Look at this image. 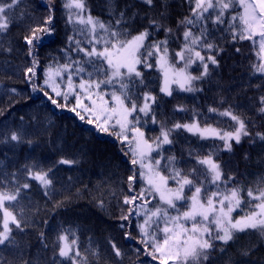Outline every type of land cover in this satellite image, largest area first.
I'll list each match as a JSON object with an SVG mask.
<instances>
[{
  "label": "trees",
  "instance_id": "16d2710c",
  "mask_svg": "<svg viewBox=\"0 0 264 264\" xmlns=\"http://www.w3.org/2000/svg\"><path fill=\"white\" fill-rule=\"evenodd\" d=\"M65 2L20 0L8 13L11 21L9 28L0 33V180L9 181L0 183V190L14 191L15 187L26 182L31 185L29 189L21 190L16 201L5 203L21 221V228L11 225L15 244L0 245V261L5 264H23L24 261L30 264H72L69 258L58 254V237L65 234L69 242L75 241L74 248L79 250L81 257H87L88 264H159L146 254L151 247L143 251L145 246L140 243L141 233L137 225L143 223L142 214L139 217L133 215L127 221L121 220L130 207L124 205L123 199L125 195H130L128 177L133 175L134 170L128 143L118 137L116 128L102 131L88 123L93 116L83 108H77L76 93H79L84 106L90 107L91 103L80 89L75 87V93L65 100L44 85L45 70L49 66L55 68L58 64H72L73 61L86 59L84 53L74 49L77 47L75 41L81 42L80 38L83 40L80 47L88 48L84 44L88 31L84 25L67 21L69 11L63 6ZM49 5L54 15L55 33L36 50L35 55L40 63L30 82L26 69L32 66V57L28 55L29 48L24 37L49 14ZM85 5V11L94 18L106 25L111 24L118 31L127 29L131 35L148 27L150 19L161 21L173 29L172 34L166 35L162 29L149 28L152 35L147 42L167 38L172 51L179 49L183 42L184 28L177 26L178 21L189 16L192 7L189 0H154V7L142 0H85ZM121 12L125 13L124 20L121 25H116ZM162 12L165 13L163 18L160 16ZM225 21V24L216 27L209 25L218 46L210 54L215 56L218 65L209 64V75L194 82L198 91L185 92L172 88V95L168 96L160 91L161 76L155 67V58L149 60L152 68L138 67L147 87L139 84L140 78H135L131 88L132 99L139 106L143 93L150 92L156 97V102L148 116L137 112L131 120L139 116L141 120L138 126L146 137L155 138L160 134L161 122L170 128L177 122L192 120L195 114H198L196 118L200 124L214 125L224 130H231L236 122L230 117L221 116L220 112L230 110L243 119L249 135L243 136L240 143L233 142L231 150L225 149L220 140L201 139L179 129L172 133L173 144L164 145L163 155H175L181 161L178 167L187 173L191 168L202 170L204 167L196 165L195 157L189 156V150L201 157L212 154L221 166L224 179L233 178L226 186L220 185V190L223 191L225 187L244 189L242 206L245 205V213L251 211L256 203H247L251 199L246 195L247 189H253L254 193L258 189L264 190V141L256 135L264 133V114L259 112V97L264 96V73L256 72L253 68L259 61L252 42L238 38L233 40L228 30L230 20L225 18ZM193 31L197 32L198 26L193 27ZM70 36L74 38L72 42L68 40ZM81 66L89 72L93 70L91 65ZM75 67L73 65L69 69L73 73L74 86L81 76L88 79L86 73L75 75ZM96 67L101 65L97 62ZM193 68V75L199 76L198 68ZM64 75L68 76V73ZM103 78V75L93 77ZM33 83L41 86L43 91H33ZM110 86L115 90L120 88L119 82ZM59 90L67 91V82ZM44 92H48L60 106L52 104ZM177 106H183L185 111L175 110ZM209 108L217 111L209 112ZM153 114L156 123L152 121ZM97 123L100 124L99 121ZM13 131L22 135L20 142L5 141V136H10ZM153 156L160 158L155 153ZM61 158L77 163L60 164L58 161ZM165 163L161 161L162 165ZM26 164L52 169L49 176L53 184L49 189L27 178L23 168ZM136 170L139 171L138 166ZM160 170L168 175L163 167ZM12 173H17L18 184L10 182ZM170 184L173 185V182ZM206 186L209 192L217 190L215 185ZM133 187L139 192L141 188H146V184L137 175ZM148 199V207L159 206L157 198L149 196ZM178 207L181 211L185 205L178 203ZM237 214L242 212L237 211ZM1 217L0 211V230ZM150 231L157 232V229L152 227ZM126 233L132 239L126 238ZM157 235L163 239L162 233L157 232ZM112 243L121 249L123 257L114 255ZM137 248L142 249L139 255L135 252ZM221 248L225 251L221 252ZM243 251H248V255H241ZM205 264H264V235L256 229H248L237 233L236 239L226 245L215 241V250Z\"/></svg>",
  "mask_w": 264,
  "mask_h": 264
},
{
  "label": "snow or ice",
  "instance_id": "6c2138e0",
  "mask_svg": "<svg viewBox=\"0 0 264 264\" xmlns=\"http://www.w3.org/2000/svg\"><path fill=\"white\" fill-rule=\"evenodd\" d=\"M19 2L20 0H10V2L0 0V33L9 28L11 21L8 13H11V10ZM142 2L154 7V0H142ZM189 2L192 4L190 15L178 21L177 25L184 28L182 45L178 51L170 52L167 38L147 42L152 35L149 28L162 29L166 35L172 34L173 29L166 27L161 21L150 19L148 27L131 35L127 29L118 31L111 24L106 25L98 18L92 17L90 13L85 17L83 14L86 10L85 0H66L63 6L69 11L67 21L84 25L91 33V39L88 41L91 50L80 47L81 42L76 40L77 47L74 51L84 53L86 59L73 61L72 64H58L55 68L49 66L45 70L44 85L50 87L56 96H63L67 100L70 94L75 93L73 73L69 71L75 65V75L80 76L81 73H86L88 76L87 80L81 76L79 89L88 93L89 100H92V92H95L104 101L103 105L98 106L96 101L92 100V107L89 108L81 104L79 93H76L77 104L96 120L103 118L104 125L114 122L113 126L119 128L118 137L122 141H126L130 147L133 157L131 164L134 166V170L133 175L128 177L130 195H125L123 199L124 205L130 207L127 213L121 216V220L127 221L133 215L139 217L142 214L143 223L137 225L141 233L140 243L145 246L143 251L151 247V251L146 254L153 260H158L159 264H170V262L171 264H205L210 259V253L215 250V241L226 245L236 239L237 233L245 232L248 229H256L261 235H264V190L258 189L254 193L253 189H247L246 195L251 198L247 203L252 204L253 201L256 203L249 213L238 219H233L232 213L241 208L244 203V189L225 187L223 191L220 190V185L226 186L228 181L233 178L224 179L221 166L213 159L212 154L201 157L193 150H189V156L195 157L196 165L204 167L202 170L197 167L191 168L187 173L178 167L181 161L175 155H163L164 145L173 144L172 133L179 129H184L201 139L219 138L224 141L225 148L231 150V141L240 143L242 136L249 135L243 119L234 115L230 110L220 112L221 116L230 117L238 125L234 131H222L211 125L201 126L196 118L198 114H195L191 122H177L170 128L165 127L161 122L160 134L155 138L146 137L145 132L137 126L140 123L139 116L134 117V121L129 119L133 113L137 112L148 116L152 113V105L156 102V97L150 92L143 93V103L139 107L131 97V88L135 83V78H140L139 84L147 87L137 66L152 68L153 64L149 63L150 58H155V65L164 74V85L160 89L162 93L171 96L172 84L185 92L199 90L194 86V82L209 75V63L218 65L215 56L202 54L203 51L210 53L218 47L212 37L209 25L216 27L225 24L226 13L230 10L234 11L237 5L241 11L231 16L228 21V30L231 31L233 40L237 38L249 40L255 48H258L256 55L260 58V62L258 66L253 65V68L256 72L264 73V0H189ZM124 16L125 13L121 12L120 19L115 21L116 25L122 24ZM160 16L163 18L165 13L162 12ZM53 21L54 15L49 5V14L39 24L32 27L29 34L24 37V42L29 48L28 55L32 57V66L26 69L30 82L35 76V68L40 63L35 55L36 50L43 46V41L46 38L55 33ZM197 26L198 31L194 32L193 27ZM98 29L104 33L103 36L99 34ZM73 39L71 36L68 37L69 42H72ZM97 44L103 45L102 48H97ZM97 62L101 67H96ZM197 63L202 66V71L199 76H194L189 72V68ZM82 64L91 65L93 70L87 71L85 67L81 66ZM64 73H68L67 91L62 92L59 90L57 78H62ZM101 75L104 76L103 79H93L94 76ZM114 82H119L120 94H117L115 90L111 92L113 106L109 108L108 101L104 100V96L108 93H101L99 90L102 85L108 86ZM37 89L43 91L41 86L33 83V91ZM12 91L15 92V89ZM44 95L51 100L52 104L60 106L55 99L49 96L48 92H44ZM259 103L261 105L259 112L264 114V96L259 97ZM97 109H99V113ZM175 110L185 111L183 106H177ZM216 111L217 109L209 108V112ZM80 118L84 119L83 116ZM152 121L153 123L157 122L154 114ZM88 123H93V120L89 119ZM97 127H100L102 131H108V127H102L100 124H97ZM256 135L264 141V133ZM9 139L20 142L22 135L13 131L10 136H5V141ZM154 153L160 158L155 159ZM162 160L166 161L163 165L161 164ZM58 163L71 165L77 161L61 158ZM136 166L139 171L136 170ZM161 167L168 171V175L162 174ZM23 168L27 178L39 182L44 189H49L53 184L49 176L51 168L42 169L35 164H26ZM137 175L146 184V188H141L139 192H136L133 187ZM169 181H172L176 186L170 187ZM8 182L7 179L0 180V183ZM10 182L19 183L17 173L11 174ZM209 184L215 185L217 190L209 192L206 186ZM30 187L31 185L26 182L15 187L14 191L0 190V208L4 210L0 245L15 244V240L11 236L13 229L10 227V223L14 224L17 229L21 228V221L4 207L5 203L16 201L21 190ZM186 190L191 192V196L185 194ZM149 196L153 199L158 197L159 206L148 207ZM100 203L103 206V202ZM178 203L182 206L186 205L187 210L181 212ZM171 211H176L177 215H171ZM161 222L163 223L162 228H160ZM123 226L122 224L121 227ZM152 227L163 234L162 240L158 238L157 232L150 231ZM126 238L132 239L127 233ZM58 239L63 242L59 247L60 257L69 258L72 264H88L87 257H81L79 250L72 253L66 235H60ZM72 244H75V241H72ZM111 248L116 257H123L124 253L115 243L111 244ZM141 251L140 248L135 250L137 255ZM220 251L224 252L225 249L221 248ZM241 255L247 256L248 251L241 252ZM77 257H80L79 261ZM0 264H5V262L0 261ZM23 264H30V262L24 261Z\"/></svg>",
  "mask_w": 264,
  "mask_h": 264
},
{
  "label": "rangeland",
  "instance_id": "374dc122",
  "mask_svg": "<svg viewBox=\"0 0 264 264\" xmlns=\"http://www.w3.org/2000/svg\"><path fill=\"white\" fill-rule=\"evenodd\" d=\"M236 7H239L238 5L236 6ZM239 11H241V9L240 8H238V9H236L235 8V11L233 12V13H231V12H229V15L226 13V15H225V18H227V20H230L231 19V16L232 15H235V14H237ZM86 12V11H85ZM84 14V16L86 17L87 16V13H83ZM89 14V13H88ZM237 23H238V21H237ZM87 30V29H86ZM88 31V30H87ZM99 34L101 35V33L99 32ZM130 38V37H129ZM91 39V33H89L88 32V38L86 39V40H84V44L89 48V50H91V46L89 45V43H88V41ZM80 40H81V42H82V44H83V40H82V38H80ZM253 44V43H252ZM102 46L103 45H101V44H97L96 45V47L97 48H102ZM179 49H180V47H179ZM179 49H177L176 51H178ZM253 49H254V51L255 52H257L258 51V48H255L254 46H253ZM205 52H207V51H205ZM204 51L202 52V54L203 55H205V56H207V55H212V54H210V53H205ZM259 58V57H258ZM259 62H260V58H259ZM210 64V63H209ZM259 65V64H258ZM257 65V66H258ZM180 66H182V65H180ZM193 66H197V67H200L201 68V70L198 72V74L200 75V72L202 71V66H200L199 65V63H197V64H193L192 65V67ZM157 67V66H156ZM157 69H158V72L160 71V76H161V87H163V85H164V74H163V72L157 67ZM191 67L189 68V72H191ZM137 70H138V67H137ZM122 71H125L124 69H122ZM191 74L193 75V73L191 72ZM67 78H68V76H66V75H64L63 74V76H62V78H57V84H59V86H60V88H62L65 84H66V82H67ZM79 84H80V80H79V82H78V84H76L75 85V87H77L78 89H79ZM47 87V86H46ZM59 88V89H60ZM172 88H178L175 84H172L171 85V89ZM81 90V89H80ZM113 90H115L114 88H112L110 85H108V86H106L105 88L104 87H102L101 86V89L99 90L101 93H108V95H105L104 96V100H106V101H108V107L109 108H111L112 106H113V102L111 101V92L113 91ZM82 91V90H81ZM116 92H117V94H120V88H118L117 90H115ZM83 92V91H82ZM85 94V98L87 99L88 98V93H84ZM89 100V99H88ZM92 100H95L96 101V104L98 105V106H100V105H103V103H104V101L103 100H101L100 98H99V96L95 93V92H92ZM92 100H89V102L91 103V105H90V107H92ZM83 102H81V104H82ZM142 103H143V100H142V102H141V104L140 105H142ZM83 105V104H82ZM139 105V106H140ZM129 106V105H128ZM138 106V107H139ZM89 107V108H90ZM129 107H131V106H129ZM77 108H82L80 105H78L77 104ZM79 109H77V110H79ZM80 111V110H79ZM97 112L99 113V109H97ZM134 114V113H133ZM140 115H144L143 113H139ZM131 118H132V116H130L129 117V119L131 120ZM89 120V119H88ZM92 120H93V123H89V124H91V125H93V126H95L96 128H98V129H100V127H97V122L99 121V123L100 124H103V118L101 119V120H96L94 117L92 118ZM140 120H141V118H140ZM189 122H191V120L189 121ZM189 122H184V123H189ZM114 125V122H112L111 124H109V125H104L103 124V126L104 127H108V129H110L111 127H114V128H116V129H118L119 130V128L118 127H115V126H113ZM138 126V125H137ZM201 126H205L204 124H201ZM212 126V125H211ZM236 126H238L236 123H234V126H233V128L230 130V131H234L235 130V127ZM138 127H140V126H138ZM214 128H217V129H220V130H222V131H228V130H224V129H222V128H219V127H216V126H213ZM141 129V128H140ZM182 130H184V129H182ZM184 131H186V130H184ZM187 132V131H186ZM195 136H197V135H195ZM197 137H199V136H197ZM243 137V136H242ZM200 138V137H199ZM208 139H215V140H220L219 138H208ZM242 139V138H241ZM221 142H222V144H223V147L225 148V146H224V141H222V140H220ZM233 142H235L234 140L233 141H231V144H233ZM225 149H227V148H225ZM207 156V155H206ZM155 159H158V158H156V157H154ZM214 159V158H213ZM215 160V159H214ZM216 161V160H215ZM217 162V161H216ZM218 163V162H217ZM163 174V173H162ZM172 182V181H171ZM170 182V183H171ZM169 183V186L170 187H175L176 185L173 183V185H171ZM185 194L187 195V196H191V192H188V191H185ZM157 199H158V197H157ZM159 201V200H158ZM4 207L5 208H7L5 205H4ZM244 208H245V205H243L241 208H238V209H236L233 213H232V217H233V219H238V218H240V217H242V216H244L245 214H247V213H249L250 211H248V212H245V213H243V210H244ZM7 210L9 211V212H11L8 208H7ZM185 210H187V206L185 205V207H182L181 208V212H183V211H185ZM0 211H1V213H2V216H3V209L2 208H0ZM237 211H241L242 212V214H238V215H236V213H237ZM236 212V213H235ZM171 215H177V213H171ZM11 223H10V227H11ZM189 226H190V224H189ZM2 230H3V228H2ZM1 230V231H2ZM60 235H65V234H60ZM59 235V236H60ZM68 243L70 244V246H71V248H72V253L74 254L75 253V251H76V249L74 248V246H73V244L71 243V242H69L68 241ZM59 244H60V246H62V244H63V242L62 241H60L59 240ZM59 246V247H60ZM58 254H59V251H58ZM158 261V260H157ZM158 263H159V261H158ZM155 264H157V263H155ZM170 264H171V262H170Z\"/></svg>",
  "mask_w": 264,
  "mask_h": 264
},
{
  "label": "bare ground",
  "instance_id": "6f19581e",
  "mask_svg": "<svg viewBox=\"0 0 264 264\" xmlns=\"http://www.w3.org/2000/svg\"><path fill=\"white\" fill-rule=\"evenodd\" d=\"M159 202V201H158Z\"/></svg>",
  "mask_w": 264,
  "mask_h": 264
}]
</instances>
